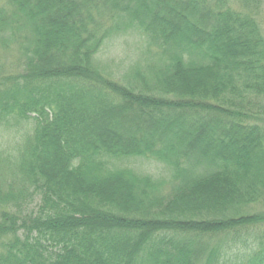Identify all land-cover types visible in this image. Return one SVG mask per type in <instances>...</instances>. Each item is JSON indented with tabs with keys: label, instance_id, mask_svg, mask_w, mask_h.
I'll list each match as a JSON object with an SVG mask.
<instances>
[{
	"label": "trees",
	"instance_id": "trees-1",
	"mask_svg": "<svg viewBox=\"0 0 264 264\" xmlns=\"http://www.w3.org/2000/svg\"><path fill=\"white\" fill-rule=\"evenodd\" d=\"M262 2L5 0L0 128L31 133L0 157V264H221L231 236L248 246L236 234L264 221L249 206L264 199ZM129 27L157 53L123 83L96 55ZM134 157L176 183L159 193L116 164Z\"/></svg>",
	"mask_w": 264,
	"mask_h": 264
},
{
	"label": "rangeland",
	"instance_id": "rangeland-1",
	"mask_svg": "<svg viewBox=\"0 0 264 264\" xmlns=\"http://www.w3.org/2000/svg\"><path fill=\"white\" fill-rule=\"evenodd\" d=\"M260 12V24L264 30V2H262ZM5 0H0V5H4ZM135 28L129 27L128 30L117 33L113 32L103 41V45L96 55V61L102 72L108 74L114 79L125 83L129 77H132V70L137 66L147 65V61L157 53L156 48L151 44L149 38L136 33ZM3 56V50L0 49V57ZM16 58H14V62ZM11 61H8L10 63ZM256 122L263 126L264 115L256 118ZM5 126L0 128V157L4 161L10 159L16 161L19 149L23 144L26 135L31 133V124L27 121L20 124ZM8 162V161H6ZM120 163V162H119ZM122 168H130L138 174L152 177L154 181L163 184L158 188L159 193L169 191L171 186L173 168L165 161L157 160L152 157H134L125 162H121ZM250 213L252 215H264V199L251 203ZM259 215V216H261ZM237 240L246 239L250 243L248 246L240 244V241L230 243L224 247L221 254V264H250L261 249L260 244L264 241V221L249 225L236 234ZM258 238H263L257 241Z\"/></svg>",
	"mask_w": 264,
	"mask_h": 264
}]
</instances>
